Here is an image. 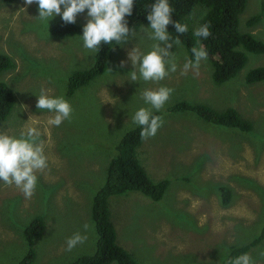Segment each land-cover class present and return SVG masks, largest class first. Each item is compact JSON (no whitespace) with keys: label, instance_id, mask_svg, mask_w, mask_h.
I'll list each match as a JSON object with an SVG mask.
<instances>
[{"label":"rangeland","instance_id":"rangeland-1","mask_svg":"<svg viewBox=\"0 0 264 264\" xmlns=\"http://www.w3.org/2000/svg\"><path fill=\"white\" fill-rule=\"evenodd\" d=\"M255 15L261 18L249 26ZM36 16V3L0 0V53L15 61L14 68L0 72V82L9 83L16 95L11 114L0 121V130L19 136L37 121L48 157V168L37 174L31 199L0 181V264H19L26 257L25 229L38 216L46 227L36 239V256L28 264H70L96 252L94 195L106 181L120 140L137 126L132 121L135 111L150 107L141 93L161 86L174 89L160 110L164 124L154 137L144 140L138 156L154 180L168 179L170 185L160 201L137 191L110 198L118 243L141 264H224L232 250L264 233V80L246 81L251 70L264 65V53L243 49L244 67L217 84L209 56L198 70L181 75L190 52L182 43L173 44L169 51L178 65L176 72L159 82L131 81L134 69L128 52L137 46L147 53L155 43L141 31L150 26L148 22L135 29L138 36L114 46L111 72L107 69L69 95L70 75L92 66L96 53L83 48L81 35L59 36L51 31L61 16L48 23ZM88 19L85 10L76 22L85 25ZM240 30L264 41V0H247ZM121 61H125L123 67ZM42 88L71 103L70 121L59 127L47 124L55 113L36 108ZM182 101L219 111L235 108L253 128L242 131L208 122L192 110L172 109ZM222 187L232 192L227 204ZM116 203L118 210H114ZM85 223L92 226L87 240L65 251L68 237L77 231L85 234ZM262 251L264 239L249 251L255 264H264Z\"/></svg>","mask_w":264,"mask_h":264},{"label":"trees","instance_id":"trees-1","mask_svg":"<svg viewBox=\"0 0 264 264\" xmlns=\"http://www.w3.org/2000/svg\"><path fill=\"white\" fill-rule=\"evenodd\" d=\"M12 2L15 0H4ZM155 0H134L133 11L126 16L131 28L139 29L148 23L147 14L150 5ZM173 7V20L188 25V31L179 34L173 24L168 25L170 35L179 36L181 43L190 52V59L194 60L191 51L193 47L203 46L213 65V81L223 83L234 77L246 64L247 55L243 49L256 53H264V41L258 39L252 33L240 30V15L247 7V0H169ZM204 11L199 26L210 24L211 35L205 38H197L193 35L197 28L193 17L197 12ZM261 16L255 15L248 21L249 26L255 24ZM83 24L75 22L66 24L62 19L51 31L55 35L69 36L82 35ZM198 26V27H199ZM199 40V43L197 41ZM102 44L100 51L96 53L95 63L85 69L74 71L70 75L68 94L73 95L77 90L87 86L93 79L107 71L112 61V51L115 46ZM15 67V61L7 54L0 53V72ZM264 80V65L249 72L246 81L253 83ZM68 95V96H69ZM70 97V96H69ZM16 103L14 88L7 82H0V121H5L11 114ZM173 110H192L206 121L237 128L249 132L253 125L243 119L235 108L219 111L203 104H192L186 101L176 103ZM160 115L161 112H153ZM140 126L130 129L120 140L117 146V155L109 163L107 177L104 185L95 193L92 205V218L96 224L98 241L96 252L93 255H83L76 258L70 264H141L126 248L118 243L116 226L111 218L110 198L114 195H122L127 192L137 191L154 201H160L165 196L170 181L168 179L154 180L146 168L142 165L138 156V149L144 142L140 137ZM225 204L231 201V190L221 188ZM46 227L43 217L34 218L25 229V236L29 243V251L19 264H28L36 256V239L42 235ZM264 239V233L253 243L246 244L239 249L231 251L224 264L236 256L249 253L252 247Z\"/></svg>","mask_w":264,"mask_h":264},{"label":"clouds","instance_id":"clouds-1","mask_svg":"<svg viewBox=\"0 0 264 264\" xmlns=\"http://www.w3.org/2000/svg\"><path fill=\"white\" fill-rule=\"evenodd\" d=\"M26 5L36 3L38 5V18L40 21L49 22L59 15L66 24H74L77 15L87 10L88 20L83 26L81 35L83 48L89 54L98 53L102 44H123L132 37L138 36L134 28L129 27L126 16L133 11L134 0H25ZM63 6V9H62ZM174 9L169 0H155L150 5L147 14L149 27H143L142 32L148 38L155 41L149 52L143 53L135 46L128 52L133 69L130 72L131 81L159 82L177 71L178 65L175 57L169 49L173 44L179 46V36L173 38L168 25L173 24L175 31L184 34L188 31V25L173 20ZM204 11L197 12L193 17L197 27L193 35L197 38L207 39L211 35L210 24L201 26ZM197 17H201L196 21ZM199 26V27H198ZM199 43V40L197 41ZM194 60L187 59L180 69L181 75H187L190 69H199L200 62L207 60L208 52L203 47L191 49ZM125 61H121L123 67ZM111 72V69L108 68ZM50 89L42 88L36 102L39 110H48L55 113L47 120L50 126L59 127L65 120H71L73 107L63 96H52ZM174 89L161 86L156 89H145L141 98L150 107H140L132 116L134 124L140 126L142 140L154 137L163 126L164 120L160 115H154L153 110L159 112L171 97ZM31 119V116L30 118ZM37 121L22 129L19 136L10 135L6 130H0V181L7 186H15L23 193L26 199H31L38 185V173H44L48 168V157L45 154L44 141L40 139L41 131L35 125ZM164 198V197H163ZM162 200V199H161ZM92 227L88 223L83 225L85 234L77 231L66 239L65 251H71L78 244L87 240V231ZM264 256V251L260 252ZM228 264H255L249 253H243L231 259Z\"/></svg>","mask_w":264,"mask_h":264},{"label":"crops","instance_id":"crops-1","mask_svg":"<svg viewBox=\"0 0 264 264\" xmlns=\"http://www.w3.org/2000/svg\"><path fill=\"white\" fill-rule=\"evenodd\" d=\"M119 207H120V205L116 203V204L114 205V210H118Z\"/></svg>","mask_w":264,"mask_h":264}]
</instances>
